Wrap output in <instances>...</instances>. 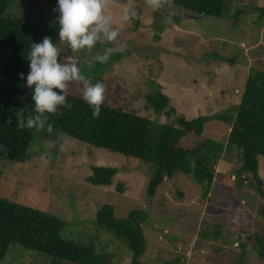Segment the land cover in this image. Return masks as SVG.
<instances>
[{"label": "rangeland", "instance_id": "rangeland-1", "mask_svg": "<svg viewBox=\"0 0 264 264\" xmlns=\"http://www.w3.org/2000/svg\"><path fill=\"white\" fill-rule=\"evenodd\" d=\"M230 1L224 17L184 18L196 13L171 3L153 10L145 0H114L110 8L114 26L123 8L134 6L137 12L135 18L122 25L115 43L96 45L102 53L106 48L126 45L125 51L111 54L110 61L114 62L89 68L86 49L71 53L61 41L60 48L77 58L82 74L90 80L101 75L118 83V95L113 93L116 102H111L138 115L160 123H175L177 114L187 120L198 115L235 114L233 106L240 101L251 68L264 70V15L257 8L244 14V9L237 10ZM239 2L244 6H264V0ZM57 3L58 0H13L6 13L52 28L53 38L59 40V12L54 11ZM116 55L118 58H114ZM219 55L232 57L235 63L222 61ZM156 86L168 96L174 113L157 114L147 104L145 96ZM77 87L72 83L69 91L79 94ZM231 122L210 120L201 135L184 136L179 144L191 146L204 138L225 142ZM28 154L30 159L22 162L0 159V198L55 216L61 222V236L68 241L108 243L112 264H130L131 251L115 235L100 232L93 222L103 204L110 205L117 218L125 217L133 208H148L141 224L147 244L140 258L144 262L156 264L152 248H157L160 253L164 251V260L184 259V264H236L238 258L243 264H264L246 239L253 232L256 218L264 216L260 214L263 196L256 193L248 175L238 173L240 162L235 150L226 152L213 165L218 172L207 198L201 196V186L190 177L175 173L172 178L165 177L149 199L145 189L150 165L71 137L61 140L57 133L43 132L33 137ZM45 154H49L47 164L41 160ZM94 165L117 169L111 184L93 185L87 181ZM258 167L264 179V156L258 157ZM118 183L124 185L123 192L117 191ZM215 222L221 225V237L202 236V230L212 229ZM241 242L246 243L243 250ZM0 264H51V258L14 244Z\"/></svg>", "mask_w": 264, "mask_h": 264}, {"label": "trees", "instance_id": "trees-1", "mask_svg": "<svg viewBox=\"0 0 264 264\" xmlns=\"http://www.w3.org/2000/svg\"><path fill=\"white\" fill-rule=\"evenodd\" d=\"M12 1L0 0V159L22 162L30 159L28 150L33 137L47 132L46 128L41 131L17 128L15 114L21 108L25 109L26 114L34 108L32 89L27 86L26 80L30 71L27 55L31 44L42 42L44 36H50L58 47L61 42L53 38L52 28L27 18L8 15L6 11ZM239 1L231 0L230 4L237 6V10L239 7L244 9V14L249 13V9L257 8L260 15H264V6H244ZM227 2L228 0H169V3L188 12L215 17H224L228 10ZM176 17L174 19L178 22ZM99 48L96 46L91 52L85 50L89 61L93 56L103 54ZM67 55L70 54L62 50L60 61L63 62ZM218 57L222 61L235 63L232 57ZM114 58H118V55ZM110 60L111 57L108 61ZM112 62L114 61L108 64ZM103 64L93 63L94 69L101 68ZM21 73L24 74L23 79ZM100 76L90 80L93 84L99 81L106 85L105 100L99 116L94 117L92 108L84 101L82 84L73 82L76 86L78 84L76 89L79 94L69 91L67 101L72 105L71 109L61 108L57 115L49 114V122L54 129L52 133L63 132L65 137L139 159L150 165V177L145 189L149 199L155 196L165 177L172 178L175 173L190 177L201 186V196L207 198L218 172L213 165L223 159L226 152L235 150L240 162L238 173L248 175L247 179L264 200V179L260 177L258 167V157L264 156V70L251 68L244 82L240 101L233 106L235 114L227 113V109L224 112L226 115H198L188 120L177 114L175 123H160L113 104L111 101L116 102L113 93L118 95L119 84L110 77ZM156 87L154 92L146 94L147 104L157 114L174 113L176 110L169 106L168 96ZM54 90L59 92L58 89ZM213 119L225 122L232 120L225 142L204 138L191 146L179 144L184 136L201 135L204 124ZM116 173L115 167L94 165L91 166L87 181L93 185L106 186L112 183ZM237 180L242 182V179ZM116 189L123 192L124 185L118 183ZM145 209L148 208H133L125 217L117 218L113 208L103 204L95 213L93 222L100 232L108 231L115 235L131 251L130 264H153L140 259L147 250L141 228L147 218ZM260 214H264V203ZM60 228L61 222L55 216L0 198V263L8 249L19 244L49 256L51 264H112V252L108 249V243L76 244L64 239ZM220 229L221 225L215 222L212 229H203L201 235L216 239L221 237ZM246 239L258 260L264 262V216L256 218L253 232ZM245 246V242L240 243L242 250ZM152 250L157 256L156 264H184V259L181 262L178 259L166 261L164 251L160 253L157 248ZM236 264H243L242 258H238Z\"/></svg>", "mask_w": 264, "mask_h": 264}, {"label": "clouds", "instance_id": "clouds-1", "mask_svg": "<svg viewBox=\"0 0 264 264\" xmlns=\"http://www.w3.org/2000/svg\"><path fill=\"white\" fill-rule=\"evenodd\" d=\"M114 0H58L54 11L59 12L57 17L59 28V41L66 43L71 53H78L84 49L89 52L98 43H115L124 23L137 16L134 6L122 9L117 18L119 23L114 26V17L110 11ZM153 10L164 8L169 0H145ZM170 19V17H169ZM126 45L106 48L103 54H97L88 62L91 68L93 63H106L111 54L125 51ZM62 49L53 43L50 36H44L42 42L32 43L27 59L30 61L27 75V86L32 89L34 108L25 112L21 108L15 115L17 128L53 132V124L49 122V114L57 115L59 109H71L67 101L69 88L73 82L82 84V97L92 108V115L98 117L101 105L105 100L106 85L103 82L92 83L82 74L79 62L74 55H67L63 62L60 61ZM21 78L24 74L21 73ZM54 89H58L57 92ZM11 122V120L9 121ZM61 140L65 133H57ZM64 145H61L63 149ZM49 154L41 156L47 164Z\"/></svg>", "mask_w": 264, "mask_h": 264}, {"label": "water", "instance_id": "water-1", "mask_svg": "<svg viewBox=\"0 0 264 264\" xmlns=\"http://www.w3.org/2000/svg\"><path fill=\"white\" fill-rule=\"evenodd\" d=\"M202 14H187L184 16V18H195V17H199Z\"/></svg>", "mask_w": 264, "mask_h": 264}]
</instances>
